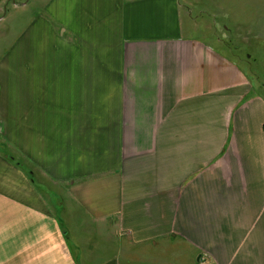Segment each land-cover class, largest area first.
I'll return each mask as SVG.
<instances>
[{"label": "crops", "instance_id": "obj_1", "mask_svg": "<svg viewBox=\"0 0 264 264\" xmlns=\"http://www.w3.org/2000/svg\"><path fill=\"white\" fill-rule=\"evenodd\" d=\"M0 5V264H264L251 62L184 0Z\"/></svg>", "mask_w": 264, "mask_h": 264}, {"label": "rangeland", "instance_id": "obj_2", "mask_svg": "<svg viewBox=\"0 0 264 264\" xmlns=\"http://www.w3.org/2000/svg\"><path fill=\"white\" fill-rule=\"evenodd\" d=\"M24 1L5 0V4L12 5L15 11ZM184 3L210 36L236 48L239 58L251 62L252 70H257L259 82L264 81V0H184ZM6 11L0 5V20Z\"/></svg>", "mask_w": 264, "mask_h": 264}]
</instances>
